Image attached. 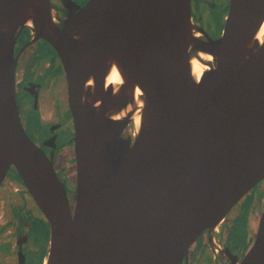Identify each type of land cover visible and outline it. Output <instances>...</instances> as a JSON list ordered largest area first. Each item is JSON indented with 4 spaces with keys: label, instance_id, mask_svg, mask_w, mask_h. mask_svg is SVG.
<instances>
[{
    "label": "water",
    "instance_id": "95a60500",
    "mask_svg": "<svg viewBox=\"0 0 264 264\" xmlns=\"http://www.w3.org/2000/svg\"><path fill=\"white\" fill-rule=\"evenodd\" d=\"M67 6L57 22L51 0H0V185L14 173L46 220L41 264H181L264 180V40L255 39L264 0H228L216 39L194 32L191 0ZM24 27L52 47L64 72L73 206L52 155L19 118L13 48ZM198 52L213 61L196 80L190 57ZM113 66L116 87L106 85ZM136 88L142 105L130 140ZM237 264H264V207Z\"/></svg>",
    "mask_w": 264,
    "mask_h": 264
},
{
    "label": "flooded vegetation",
    "instance_id": "af4514ba",
    "mask_svg": "<svg viewBox=\"0 0 264 264\" xmlns=\"http://www.w3.org/2000/svg\"><path fill=\"white\" fill-rule=\"evenodd\" d=\"M51 1L53 15L57 22H60L70 10L67 6L69 3L73 4V11L76 12L88 0ZM227 6L228 0H191V20L194 32L198 37L216 39L220 35L222 28L217 34L215 30L211 29L210 15L213 14L216 17L217 25L222 20L224 22ZM30 41L33 42L28 44ZM13 51L17 57L15 89L20 121L31 140L47 156L52 155L56 174L60 175L59 177L66 185L68 178L65 172H63L62 168L58 169L55 166L59 152L71 147V153H73L71 140L73 124L68 108L66 81L60 60L48 43L42 39L34 41L33 33L27 27L17 32ZM42 59L47 69H50V74L54 79L53 82H50V88L46 89L43 83L37 80V76L33 72V66ZM59 84L61 85L63 96H59L56 91ZM50 98L54 104L53 110H50V108L43 109V105L46 106ZM31 114L37 115V123L40 128L43 127L40 132L34 133V131L31 132L29 130ZM52 115H54L55 119L52 118ZM50 118L51 120H49ZM129 125L125 133L132 140L133 132L129 130ZM44 131H46L45 134H43ZM65 131H67V136H62ZM73 169L75 172V168ZM257 188L264 191V180L255 185L250 191ZM0 196V264H18L19 254L21 255V253L24 264H41L47 253L46 248L49 239L46 220L40 214L14 173L6 174L0 185ZM228 214L218 225L217 229L212 232L204 231L197 238L194 245L192 244L189 248L187 258L181 264H200L202 256L208 258L211 264H237L239 262L248 249V240L247 238L243 239V241L237 240L235 233L238 230H231L226 235L224 227L227 223ZM38 227H41L42 233H38L40 229H37ZM254 233L255 230L252 233L251 229L248 236L250 238L249 243L253 239ZM42 247L45 253L39 256ZM226 248L229 255L225 250ZM202 253L205 254L202 255Z\"/></svg>",
    "mask_w": 264,
    "mask_h": 264
},
{
    "label": "rangeland",
    "instance_id": "374dc122",
    "mask_svg": "<svg viewBox=\"0 0 264 264\" xmlns=\"http://www.w3.org/2000/svg\"><path fill=\"white\" fill-rule=\"evenodd\" d=\"M205 13V11H203ZM215 16L213 14L210 15V26L212 30L216 31V34L219 32V30L223 27V20L220 22V24L218 23V25L216 24V20H215ZM219 18V17H218ZM43 59L39 60L36 62V64L33 66V72L35 73V75L37 76V80L41 81L46 88H50L51 83L53 82V77L50 74V69H47L45 63H43ZM41 64V65H40ZM40 65V66H38ZM38 70V71H37ZM57 93L59 94V96H63V93L61 91V85H58V88L56 89ZM43 96V94H42ZM41 96V99H42ZM23 103V102H22ZM53 102L52 99H49V102L47 101V105H43V109L45 108H50V110H53ZM45 106V107H44ZM65 117V116H64ZM45 118L47 119V117L45 116ZM52 118H54V115H52ZM67 118V117H66ZM51 120V118L49 119ZM60 120H62V118H60ZM30 124H29V130L31 132L34 131L35 132H40L43 127H39L40 125L37 123V115H33L31 114L30 116V120H29ZM135 123L132 121L129 125V130L131 132H134L135 129ZM46 131H44L43 134H45ZM62 136H67V131L62 133ZM57 161L55 166L58 169H63V172H65L68 180H66V185L65 187L67 190V193L69 195V199H70V204L71 206H73L74 203V190H75V172H74V157H73V153H71V147L69 149H66L64 151H61L58 153L57 157H56ZM60 176V175H59ZM261 188V187H259ZM253 189L252 191H249L245 197H243L237 204L234 205V207L231 209V211L229 212L228 216H227V223L225 224V232L226 235L229 234V231L231 230H238V232L235 233V235L237 236V240H242L246 239L248 240V244L247 247L249 248L251 245L252 240L249 243L250 238L249 236V232L252 229V233L254 230H256L257 227V223H258V218L259 215L264 207V191L261 189ZM1 197V196H0ZM256 214V215H254ZM238 219V220H236ZM40 228V229H39ZM37 229H39L38 233H42L41 231V227H38ZM217 229V228H216ZM246 230V231H245ZM228 233V234H227ZM43 236V235H42ZM45 238V236H44ZM43 238V239H44ZM194 245V243H193ZM48 249V246L46 248V250ZM45 252L43 251V247L42 250L40 251V255H43ZM205 253H202V255H204ZM200 264H211L210 260L204 256L201 257L200 259Z\"/></svg>",
    "mask_w": 264,
    "mask_h": 264
},
{
    "label": "bare ground",
    "instance_id": "6f19581e",
    "mask_svg": "<svg viewBox=\"0 0 264 264\" xmlns=\"http://www.w3.org/2000/svg\"><path fill=\"white\" fill-rule=\"evenodd\" d=\"M26 28V27H25ZM28 29V28H27ZM255 39L258 43H261L264 40V22L258 29V31L255 34ZM213 59L209 54L205 53H196L190 57V65H191V73L192 76L198 80L202 74V72L208 68L207 64L209 62H212ZM122 83V77L120 76L118 70L116 67H112L109 71V73L106 76V85L107 84H113L115 87ZM142 92L140 89L136 88L134 92V102L131 105H128L127 108H131L133 106L135 113L133 114V121L134 125L137 129L139 124V115H138V109L142 105ZM132 131V130H131Z\"/></svg>",
    "mask_w": 264,
    "mask_h": 264
},
{
    "label": "trees",
    "instance_id": "16d2710c",
    "mask_svg": "<svg viewBox=\"0 0 264 264\" xmlns=\"http://www.w3.org/2000/svg\"><path fill=\"white\" fill-rule=\"evenodd\" d=\"M236 236V235H235Z\"/></svg>",
    "mask_w": 264,
    "mask_h": 264
}]
</instances>
